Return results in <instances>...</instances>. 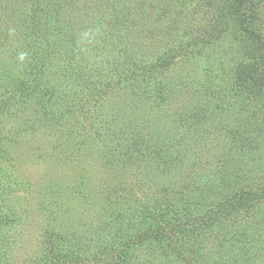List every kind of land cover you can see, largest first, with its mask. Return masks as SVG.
Wrapping results in <instances>:
<instances>
[{
	"label": "rangeland",
	"instance_id": "obj_1",
	"mask_svg": "<svg viewBox=\"0 0 264 264\" xmlns=\"http://www.w3.org/2000/svg\"><path fill=\"white\" fill-rule=\"evenodd\" d=\"M223 1L0 0V264H264V200L128 244L174 190L187 226L264 190L260 55Z\"/></svg>",
	"mask_w": 264,
	"mask_h": 264
},
{
	"label": "trees",
	"instance_id": "obj_2",
	"mask_svg": "<svg viewBox=\"0 0 264 264\" xmlns=\"http://www.w3.org/2000/svg\"><path fill=\"white\" fill-rule=\"evenodd\" d=\"M178 2V0H177ZM225 6L221 8V12L218 17L220 18V23L228 25V22L238 23L240 27L241 33L248 40L249 44L253 46L252 50L259 52L260 61L259 67L261 69L262 76L256 80L258 84H264V34L259 33V31L253 28V22L257 18L258 12L255 7H258L260 4V0H224ZM179 3V2H178ZM225 30H218L217 33H223ZM252 44V45H251ZM149 81L148 79H146ZM25 84V81L22 82ZM256 88L258 85H255ZM159 90V88H155V91ZM211 186V184L209 185ZM208 186V187H209ZM206 187H200L193 190H200L199 192H206L205 190L209 189ZM224 183H221L220 186L217 187L218 194L223 191ZM261 192V193H259ZM237 190L231 198V202L227 204L223 203L217 208L218 204L213 205L209 208L208 212L210 213L209 218H203V220H196L193 225L187 226L189 224L188 220L183 221L182 218L186 216L185 209L194 210L197 209L198 204L192 203V196L190 193L184 191H173L172 199L173 201H168L170 206H167L168 210H170V214L174 219L171 226H162L159 227L154 232L147 233H139L137 236H131L128 240V244L132 242H140L143 243L150 238L155 239H166L169 240L170 243L174 247H179L181 239L187 237L190 234H195L197 228L201 227L202 230L213 229L216 226L221 225V218L228 216V212L233 209L244 208L246 205L253 203L255 201L264 200V190ZM215 193V192H214ZM161 215H165L166 212L161 211ZM168 215V214H167ZM0 225H4L5 216H0ZM104 251L102 252L104 255L109 254L110 246H103ZM117 253L119 258H123L122 249H117Z\"/></svg>",
	"mask_w": 264,
	"mask_h": 264
}]
</instances>
